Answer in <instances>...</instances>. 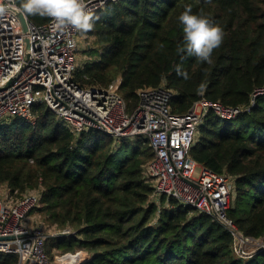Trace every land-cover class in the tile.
I'll return each instance as SVG.
<instances>
[{
  "label": "trees",
  "instance_id": "16d2710c",
  "mask_svg": "<svg viewBox=\"0 0 264 264\" xmlns=\"http://www.w3.org/2000/svg\"><path fill=\"white\" fill-rule=\"evenodd\" d=\"M186 6L225 33L211 64L177 52L184 36L178 17ZM93 16L94 28L85 34L95 47L89 45L90 59L74 73L80 85H107L121 75L128 110L137 105V89L160 83L174 92V114L200 96L249 107L232 119L209 113L190 155L234 178L230 217L245 235L264 237V93L253 95L264 89V0H117ZM32 111L34 122H0V184L18 195L41 185L32 211L48 225L76 228L73 235L49 238L48 256L52 248H77L90 254L80 264H264V251L237 257L219 221L164 195L159 203L151 199L143 166L153 152L145 139L116 142L94 129L74 135L45 106ZM17 259L0 253V264Z\"/></svg>",
  "mask_w": 264,
  "mask_h": 264
},
{
  "label": "built area",
  "instance_id": "2783aa9c",
  "mask_svg": "<svg viewBox=\"0 0 264 264\" xmlns=\"http://www.w3.org/2000/svg\"><path fill=\"white\" fill-rule=\"evenodd\" d=\"M109 1L117 0H85L92 14ZM0 3L8 8L0 17V86L13 79L0 89V122L16 118L34 122L33 106L41 104L74 135L94 129L116 142L145 139L153 152L143 166L144 179L152 187V200L159 203L164 195L219 221L231 234V248L237 257H251L264 251V237L245 235L229 215L234 178L197 163L190 155L209 113L232 119L249 107L227 106L200 96L185 113L174 114L171 110L174 92L160 83L137 89V105L128 110L120 94L121 75L107 85H80L74 80L79 68L75 60L79 31L71 27L56 29L52 18L46 16L44 22L34 23L24 14L32 50L19 72L24 62L26 35L20 18L23 13L15 10L19 8L18 0ZM262 93L264 89L253 95ZM254 97L250 105L255 103ZM1 187L6 199H0V237L14 238L0 239V253L17 254L14 264H52L45 249L47 240L73 235V228L27 223L31 211L39 206L41 185L14 199L6 184ZM77 254L66 253L62 257L70 255L72 264H80L81 257L76 258Z\"/></svg>",
  "mask_w": 264,
  "mask_h": 264
},
{
  "label": "clouds",
  "instance_id": "9594fccd",
  "mask_svg": "<svg viewBox=\"0 0 264 264\" xmlns=\"http://www.w3.org/2000/svg\"><path fill=\"white\" fill-rule=\"evenodd\" d=\"M15 10L30 16L50 17L56 29L71 27L81 33L93 30L96 19L87 9L85 0H22L19 8ZM7 11L8 8L0 3V17ZM178 19L183 25L184 36L182 46H177V52L188 57L194 56L199 62L211 64L213 51L224 41L223 29L202 13L192 14L191 6H186ZM178 75L187 78V74L179 70ZM205 88V83H201L198 91L202 93ZM18 251L22 250L18 248Z\"/></svg>",
  "mask_w": 264,
  "mask_h": 264
},
{
  "label": "rangeland",
  "instance_id": "374dc122",
  "mask_svg": "<svg viewBox=\"0 0 264 264\" xmlns=\"http://www.w3.org/2000/svg\"><path fill=\"white\" fill-rule=\"evenodd\" d=\"M77 39H78V51L76 52L75 60L76 63L78 64V67H81L87 60L90 59L89 54L86 53V49L89 47V45H92L91 47H95V44L93 37H90L88 34L85 33L79 32ZM1 186H3V184H0V199L5 200L6 195H4L3 187ZM12 196H13L12 198L14 199L19 195L17 193H13ZM27 223H32L33 225H42L45 227L51 226L44 221V217L41 214H39L37 210H34L29 214ZM70 227H72L74 232L76 233V228L74 226H70ZM59 238L61 239L64 237H59ZM66 253L80 254L81 262L90 257V254L87 253L85 250H81L77 248L73 252L63 251L62 249L59 248H52L49 254L52 264H67L68 255L62 257Z\"/></svg>",
  "mask_w": 264,
  "mask_h": 264
},
{
  "label": "water",
  "instance_id": "95a60500",
  "mask_svg": "<svg viewBox=\"0 0 264 264\" xmlns=\"http://www.w3.org/2000/svg\"><path fill=\"white\" fill-rule=\"evenodd\" d=\"M20 18H21V21H22L23 30L26 33V35L24 37V57H23L24 62L22 63V66H21L19 72H21V70L25 67V62H27L30 59L31 50H32L31 38H30L29 35H27L28 34L27 19H26V17H25L24 14H20ZM12 81H13V79H10L7 83H5L4 85L0 86V89L5 88ZM13 238H14L13 236H10V237H0V239H13ZM259 252H261V251H259ZM259 252H257L256 254H258Z\"/></svg>",
  "mask_w": 264,
  "mask_h": 264
},
{
  "label": "crops",
  "instance_id": "0c3cea01",
  "mask_svg": "<svg viewBox=\"0 0 264 264\" xmlns=\"http://www.w3.org/2000/svg\"><path fill=\"white\" fill-rule=\"evenodd\" d=\"M29 217V216H28ZM75 257H77V258H80L81 257V255L80 254H77ZM90 258V257H89ZM88 258V259H89Z\"/></svg>",
  "mask_w": 264,
  "mask_h": 264
}]
</instances>
